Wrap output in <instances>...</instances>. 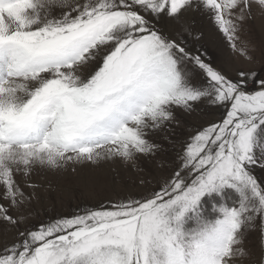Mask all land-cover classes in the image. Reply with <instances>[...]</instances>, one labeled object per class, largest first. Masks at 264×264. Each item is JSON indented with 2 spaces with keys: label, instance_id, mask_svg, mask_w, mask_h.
I'll use <instances>...</instances> for the list:
<instances>
[{
  "label": "snow or ice",
  "instance_id": "1",
  "mask_svg": "<svg viewBox=\"0 0 264 264\" xmlns=\"http://www.w3.org/2000/svg\"><path fill=\"white\" fill-rule=\"evenodd\" d=\"M254 7L264 0H0V231L16 233L0 264H256L257 225L264 264V77H230L191 48L188 24L162 27L200 11L251 61L240 33ZM205 102L220 119L184 141L158 190L30 223L37 169L134 165L161 150L148 137L176 109Z\"/></svg>",
  "mask_w": 264,
  "mask_h": 264
},
{
  "label": "rangeland",
  "instance_id": "2",
  "mask_svg": "<svg viewBox=\"0 0 264 264\" xmlns=\"http://www.w3.org/2000/svg\"><path fill=\"white\" fill-rule=\"evenodd\" d=\"M185 23L190 26L191 35L183 33V37L191 48L206 50V59L230 77L234 78L238 70H255L264 77V13L254 7L253 18L243 25L240 33L241 40L247 41L254 49L250 52L253 57L251 61L233 52L212 20L200 11L189 10L183 14L179 23L168 20L162 22V27L169 35H177L181 31L179 25ZM197 36L200 38L196 39ZM221 112L219 108L207 106L206 102L197 105L196 110L190 114L176 109L175 121L151 132L148 137L161 145V150L153 156H138L134 165L113 158L95 163L69 164L57 170L37 169L27 178L29 183L39 186L37 198L32 205L36 215L30 223L69 216L83 207L95 208L110 200L140 197L158 190L163 181L170 178L179 167L178 155L184 141L201 126L218 121ZM259 175L264 178V174ZM16 179L23 187L25 178L18 175ZM141 180L147 183H141ZM24 191L28 193L31 189L24 187ZM15 236V231H0V247L11 243ZM260 244V228L257 225L248 234L245 244L252 251L256 264H259L262 255ZM238 264H249V261Z\"/></svg>",
  "mask_w": 264,
  "mask_h": 264
}]
</instances>
